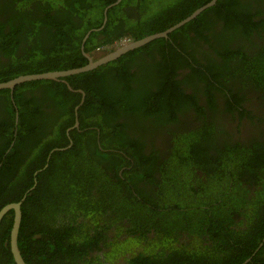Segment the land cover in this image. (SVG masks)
Returning a JSON list of instances; mask_svg holds the SVG:
<instances>
[{
    "label": "trees",
    "instance_id": "obj_1",
    "mask_svg": "<svg viewBox=\"0 0 264 264\" xmlns=\"http://www.w3.org/2000/svg\"><path fill=\"white\" fill-rule=\"evenodd\" d=\"M115 1L0 0V55L8 60L0 63V82L86 65L82 39L102 26L104 9ZM209 1L121 0L107 10L102 29L91 32L84 51L107 52L118 41L162 32ZM263 13L257 0H217L167 39L65 77L73 91L51 80L20 84L12 98L9 90H0V209L20 201L38 171L34 189L21 203L17 244L26 264H81L83 258L91 264L88 254L98 247L103 229L82 235L71 225L74 220L65 224L62 218L57 224L56 216L84 212L96 217L107 209L115 222L126 219L131 224L129 233L138 234V241L147 240L143 252L126 264H242L253 254L264 236V205L255 214L259 203L264 204V198L257 200L264 197V141L252 136L247 145L227 142L224 120L261 122L252 115L246 91L259 92L264 105ZM77 90L85 95L77 120L86 130L73 129L68 138L66 129L74 124V108L81 100ZM154 131L164 132L170 143L159 150L150 141L146 154L145 138ZM97 135L101 148L111 151L99 150ZM69 139L71 147L53 152L46 162L51 150L67 147ZM101 160L108 163L107 170ZM247 176L259 189L253 201L258 217L245 238L242 230L229 229L240 226L228 214L234 208L204 210L200 205H213L216 196L221 204L244 202L245 194L227 191ZM204 180L205 193L197 196L196 186ZM142 181L156 186L155 191H141L137 185ZM193 206L198 215L186 220ZM226 218L232 221L227 224ZM12 223L9 211L0 223V264H15L9 248ZM150 228L155 236L147 239ZM180 231H187L193 242L166 254L163 247ZM205 234L208 240L193 239ZM226 245L248 252L229 258Z\"/></svg>",
    "mask_w": 264,
    "mask_h": 264
},
{
    "label": "flooded vegetation",
    "instance_id": "obj_2",
    "mask_svg": "<svg viewBox=\"0 0 264 264\" xmlns=\"http://www.w3.org/2000/svg\"><path fill=\"white\" fill-rule=\"evenodd\" d=\"M257 1H258V6L260 5L262 11L264 12V0H257ZM251 9L255 10V7L253 4L251 6ZM261 17L264 18V13ZM255 39H256L257 43H260L258 38H255ZM127 41L128 40L118 41V42L114 43L112 47H109L107 49H110V50L115 49L119 45H121ZM96 51H97V53L92 55L93 58H98L99 56L109 52V51H107V52L101 51L100 49H97ZM7 61H8L7 58L0 55V63H4ZM6 81H8V80H6ZM248 90H250V89H248ZM13 92H14V90L12 92H9L11 98L13 96ZM246 92L248 93V98L251 99V103H250L251 107H254L252 115H254L256 118H260L261 122H257V121L252 122L246 118L244 120H239V119H233L232 120V118L230 116H227L228 119L224 120L226 130H228V135L225 137V140L227 142L228 141L231 142V144H234L236 142H243V145H247L253 139V138H251L252 136H254L255 140H258L260 142L264 141V123H263V121H264V105L261 104L260 100L258 99V95H256V94H260V93L259 92L254 93L252 91L251 92L246 91ZM28 93L29 92H27V94ZM84 98H85V95L81 94V100H83V101L81 102V100H80L81 103H79L77 106L80 107L83 104ZM220 101L221 100H216V103L220 104ZM51 110H49V112H51ZM74 112H75V110H74ZM213 115L214 116L217 115L218 119L222 120L221 116H219L218 113L213 114V112H211V116H213ZM186 121H188V120H186ZM16 122H17V117L15 119V123ZM72 127H73V125L66 129V134H67L68 138H69V131H71L73 129H76L78 132L86 130V128L80 129L79 124H78V128H72ZM90 129H96L97 134L100 133V130L98 128H90ZM237 130H239V133H237ZM154 132L156 134H149L145 138L146 139V146H145V153L146 154L149 153L148 145H149L150 141H153L154 148L159 149V150H164L165 148H167V144L170 143L168 138L166 137V135L163 134L164 132H160V131H154ZM96 138H97V146H99V150L101 152L111 151L110 149H102L101 145H100V141H99V136L97 135ZM71 145H72V141L69 139V145L67 147L54 148L51 150V152L53 150L65 151L66 149L70 148ZM9 146H10V148L13 147V140H12V142L9 143ZM51 152L47 156L46 162L50 159V156L52 154ZM166 157H164V158H166ZM82 158H84V156H82L81 158H78V159H82ZM100 163H101V166L105 170H107L106 168L108 167V165H107L108 163L106 161H103V160H101ZM45 165L43 166V170H44ZM59 168H61V166H59ZM123 169L124 168H122V170ZM122 170H120L118 172V174L121 176L122 179L125 180V178L122 177ZM39 171H41V170H39ZM107 174L110 177H113V172L109 171V172H107ZM184 174H185V170H184ZM194 174L196 176H199V175L202 176V173L200 170H196ZM175 175L177 176V172H175ZM181 175H182V171L180 173V176ZM204 177L207 178L206 176H203V179H204ZM155 178L156 179L159 178L158 173H155ZM34 179H36V176ZM242 180H243L242 182L237 181L235 184V187L231 186V184H230L227 193L230 194L233 191L232 194H234V193L245 194V201L244 202H239V203H236L235 205L231 204V203L221 204V203H218V202H222L221 198L216 196V198H215L216 202H214L213 205L212 204L211 205L204 204V205H200V208H202L204 210H209L213 207H216V208H219V207L234 208L235 210H230L228 214H231L232 219L234 217H236L237 218L236 222L239 223L240 226L238 228H235L234 226H230L229 229L234 228L235 230H242L244 234L249 235L252 229H248V228L255 225V221L252 218V215H254V213H253L254 202L253 201L255 199L254 195L257 194V191L259 188L257 187V184L253 181H251V183L253 185L250 184L249 176L242 177ZM179 183L182 184L183 182L181 180H179ZM207 184H208L207 180H204V182L201 181L197 184V186H196L197 196L202 195V192L205 193L204 189H205V185H207ZM137 186L144 193H152L156 189V186H152L148 182H144V181L140 182ZM217 191L218 190H216L214 195H216ZM202 198H204V197H202ZM204 199L208 200L207 198H204ZM163 204L164 203H162V205ZM186 206H187L186 203L185 204L181 203V208L183 210L186 208ZM167 209H169L168 206L166 207V210ZM186 212H189V211H186ZM213 213H218V212H217V210L214 209ZM245 215H248L249 217L247 216L245 218ZM56 217H57V220H56L57 224L60 223V219H62V218H64L65 224H68L72 220H74V222H72L71 225H74L78 231L82 232V235H84L86 231H88L90 234H92V232L95 231V227H97L96 230H99L100 227L103 229V237L102 238H106V239L103 240L101 238V242H99L98 247L93 248L89 252L87 259H88V261H89V259H91V264H126L128 259L132 258L134 255H136L140 252H143V250L147 247V245H146L147 240L144 239V237H142L141 240L138 241L137 240L138 238L136 236L138 234L132 235V233H129V230L131 229V224L127 223L126 219H121V220L115 222V217L113 214H110L109 209L106 210L105 214H97L96 217H92V215H88L84 212L77 213L76 217L64 216V215H57ZM232 219H231V221H232ZM226 220H227V218H226ZM230 222H228V220H227V224ZM153 236H155V232L153 229L150 228L148 230V232L146 233V238L151 239ZM209 238H210L209 234L197 235L196 237H193V239H195L198 243H200L201 241L208 240ZM242 239H244V238H242ZM104 241L106 243V246H105ZM191 242H193V241H192V238L189 236V233L187 231L186 232L180 231V235L177 236L175 239L170 240V242L165 247H163L162 250L166 254H168L172 250H181V249L187 248ZM208 245H210V243H208ZM193 247H197V246H193V245L190 246V248H193ZM220 248L221 247H219V245H216V251H218ZM114 249L117 250L116 253H114L113 256H110L109 254H111V252ZM226 249H227L226 255L229 258H230V256H231V258H233L235 256L238 257V255H242L245 252H248V250L244 251V248H239L237 245L235 247H230V246L226 245ZM245 249H247V248H245ZM160 250H161V248L157 249V252H159ZM256 253H258L257 256L255 255ZM254 256H256L255 259H254ZM252 258L254 259V261L251 262ZM84 260L85 259L83 258L79 263L86 264V263H83ZM250 262H251V264H264V236L262 238V243H260L258 245V248L253 252V254L247 260H245L242 264H248Z\"/></svg>",
    "mask_w": 264,
    "mask_h": 264
},
{
    "label": "water",
    "instance_id": "obj_3",
    "mask_svg": "<svg viewBox=\"0 0 264 264\" xmlns=\"http://www.w3.org/2000/svg\"><path fill=\"white\" fill-rule=\"evenodd\" d=\"M121 0H116L113 4L109 5L104 9V19H103V24L100 28H95L89 30L84 38L82 39L81 43V52L83 56L87 59V64L78 68H72V69H67V70H62V71H49V72H43V73H36V74H21L18 75L8 81L0 82V90H9V92H12L14 88L20 84L26 83V82H31V81H40V80H51V81H56V82H62L66 84L67 88L70 91H73L72 87L67 83V81L64 80L65 77H69L72 75H77V74H82L85 72H89L92 70L97 69L98 67L105 65L109 62L115 61L121 56L125 55L126 53L133 51L135 49L141 48L155 40L158 39H167L168 35L172 33L173 31L183 27L193 19H195L200 13L205 11L206 9L212 7L215 5L217 0H210L206 4L202 5L201 7L197 8L194 10L188 17L184 18L183 20L179 21L178 23L172 25L171 27L167 28L166 30L162 32H158L155 34L148 35L144 38H141L139 40H133V41H127L121 45H119L117 48L99 56L98 58L94 59L93 56L87 52L84 51V44L91 34V32H95L98 30H101L103 25L106 22V14L107 10L118 4ZM76 92H79L80 94L84 95L82 90H77ZM83 100H81L82 102ZM80 102V103H81ZM79 106L75 108V121L73 124L72 128H78V120H77V110ZM56 150H53L51 153H53ZM47 167V164L45 165L44 169ZM43 170V169H42ZM38 172L34 173V177L37 175ZM36 185V179H34V184L33 186L23 195L20 201L17 202H11L6 205H4L0 209V223L3 219V217L9 212L13 211V223L11 226L10 234H9V248L10 252L13 258V261L15 264H26L21 252L19 250L18 244H17V239H18V230H19V225L22 217V211H21V203L24 201L26 195L34 189ZM248 262V261H247Z\"/></svg>",
    "mask_w": 264,
    "mask_h": 264
},
{
    "label": "rangeland",
    "instance_id": "obj_4",
    "mask_svg": "<svg viewBox=\"0 0 264 264\" xmlns=\"http://www.w3.org/2000/svg\"><path fill=\"white\" fill-rule=\"evenodd\" d=\"M165 1V0H164ZM161 4V3H160ZM97 52V51H96ZM263 198L264 197H262V195L261 196H257V200L259 201V200H263ZM183 199V198H182ZM184 200L185 199H183V202H181V203H184L185 204V202H184ZM263 202L262 203H259V205H258V207L255 209V214H260V212H261V209H262V207H263ZM254 209V208H253ZM253 215L252 216V218H253V220L256 222V217H258V215ZM197 216L198 215V212L197 211H195V208H194V206L189 210V217H187L186 218V220L187 219H192L194 216ZM184 221H185V219H181L180 220V222H183L184 223ZM183 223H181V224H183ZM196 225V227H197V225H198V222L195 224ZM254 226H251V227H249L248 229H252ZM245 238H248V234H245V236H244ZM131 244V243H130Z\"/></svg>",
    "mask_w": 264,
    "mask_h": 264
}]
</instances>
